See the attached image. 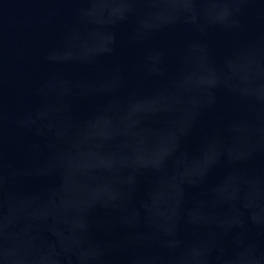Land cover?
Returning <instances> with one entry per match:
<instances>
[{
	"label": "water",
	"instance_id": "water-1",
	"mask_svg": "<svg viewBox=\"0 0 264 264\" xmlns=\"http://www.w3.org/2000/svg\"><path fill=\"white\" fill-rule=\"evenodd\" d=\"M0 264H264V0H0Z\"/></svg>",
	"mask_w": 264,
	"mask_h": 264
}]
</instances>
